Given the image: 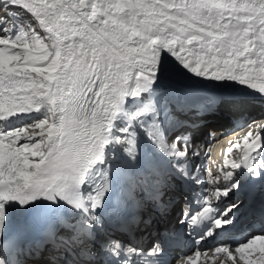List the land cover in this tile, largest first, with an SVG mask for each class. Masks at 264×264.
I'll return each instance as SVG.
<instances>
[{"label": "snow or ice", "instance_id": "obj_1", "mask_svg": "<svg viewBox=\"0 0 264 264\" xmlns=\"http://www.w3.org/2000/svg\"><path fill=\"white\" fill-rule=\"evenodd\" d=\"M229 88L264 98V0H0V264H255L264 136L205 181L188 134Z\"/></svg>", "mask_w": 264, "mask_h": 264}, {"label": "bare ground", "instance_id": "obj_2", "mask_svg": "<svg viewBox=\"0 0 264 264\" xmlns=\"http://www.w3.org/2000/svg\"><path fill=\"white\" fill-rule=\"evenodd\" d=\"M221 90L224 92L223 93V99L225 101L224 107H222L214 115H211V117L206 118V120L203 118H196V117L193 118L200 120L199 124L201 125V127L193 131L196 132V134H194L193 137L195 138L197 144L199 145L200 153L206 150V145L203 144V141L207 139V135L210 132L220 133L222 130H225V127H229L227 123H232L233 120L240 121L244 117L251 118L253 116H257L258 118L255 119L254 121L264 122V113L261 115L264 109L260 108L261 106L264 105V98H262L259 95H251V96L241 95L240 90L237 88H229V89H221ZM209 119L216 120L215 124L211 125V123L209 122H208L209 124L205 123ZM251 131L259 132L261 134L264 133V128L256 127L251 129ZM236 133L237 131L233 132L232 134H236ZM215 149L217 150L219 148L216 147L213 149H209V152H212ZM33 160L34 161L38 160V158L34 157ZM195 163L198 164L199 167H201L202 165V161L200 158H197ZM250 259H252L255 262V264H264V254H261L259 252L251 253ZM215 264H219V261H216Z\"/></svg>", "mask_w": 264, "mask_h": 264}]
</instances>
